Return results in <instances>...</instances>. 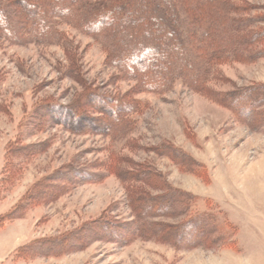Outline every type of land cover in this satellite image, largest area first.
<instances>
[{"label": "trees", "instance_id": "obj_1", "mask_svg": "<svg viewBox=\"0 0 264 264\" xmlns=\"http://www.w3.org/2000/svg\"><path fill=\"white\" fill-rule=\"evenodd\" d=\"M261 9L245 0H0V43L61 46L69 53L65 75L82 87L68 105L51 98L40 101L25 128L33 133L25 136L60 126L72 134L125 142L134 128L132 118L147 108L137 96L164 95L177 83L216 101L239 123L264 130V83L228 92L210 87L219 81V66L264 60ZM61 26L98 43L105 64L117 70L116 79L132 81L134 87L123 94H106L89 86L80 77L76 47ZM23 137L18 135L6 146L0 186L12 183L24 163L50 147L49 141L27 144ZM157 150L185 171L205 177V167L174 145ZM101 168L94 174L67 165L41 178L16 207L0 216V226L22 219L29 209L57 202L80 185L101 182L103 174L114 175L125 187L133 220L114 221L105 214L69 233L32 240L16 250L14 261L59 257L93 242L127 246L136 240L155 241L176 250L229 243V233L215 215L192 214L197 196L174 187L151 166L111 153ZM176 218L184 220L176 225L160 221Z\"/></svg>", "mask_w": 264, "mask_h": 264}, {"label": "rangeland", "instance_id": "obj_2", "mask_svg": "<svg viewBox=\"0 0 264 264\" xmlns=\"http://www.w3.org/2000/svg\"><path fill=\"white\" fill-rule=\"evenodd\" d=\"M245 2L264 8V0ZM60 28L76 47L79 74L89 86L106 94H123L134 87L132 81L116 79L118 72L105 64L98 43L67 26ZM68 57L57 45L0 43V181L5 177L6 146L18 135H24L27 144L50 142L45 154L24 163L12 183L0 186V216L16 207L41 178L67 165L98 174L110 154L116 153L151 166L174 187L197 196L192 214L215 215L230 241L193 250L143 240L127 246L93 242L82 251L59 257L13 260L16 250L32 240L69 233L105 214L114 221L133 220L125 187L114 175L103 174L101 182L80 185L57 202L29 209L22 219L0 226V264H264L263 128L239 123L216 101L177 83L164 95L137 96L147 108L132 118L128 141L72 134L60 126L25 136L33 133L25 128L40 101L51 98L68 105L82 91L78 80L65 75ZM218 71L219 81L210 84L216 92L264 83V60L223 64ZM167 143L201 163L205 177L160 155L157 148ZM182 220L160 221L176 225Z\"/></svg>", "mask_w": 264, "mask_h": 264}]
</instances>
